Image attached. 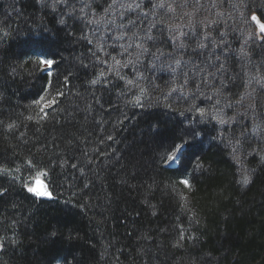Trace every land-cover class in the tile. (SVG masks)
<instances>
[{
    "label": "snow or ice",
    "instance_id": "snow-or-ice-1",
    "mask_svg": "<svg viewBox=\"0 0 264 264\" xmlns=\"http://www.w3.org/2000/svg\"><path fill=\"white\" fill-rule=\"evenodd\" d=\"M19 3L13 0L11 11L0 16V75L22 79L25 66L32 64L29 76L43 71L50 78L64 59L63 44L84 51L74 56L62 82L57 77L55 85L51 79L44 83L26 110L34 114L5 115L8 100L0 91V223H9L13 235L18 225L31 223L32 208L38 212L45 202L63 203L69 212L107 211L117 191L135 193L142 210L155 216L153 193L161 188L157 170L173 164L183 169L191 179L178 184L191 193L195 174L212 171L199 151L205 140L226 155L241 190L264 173V0H31L39 16H28ZM49 16L55 29L45 23ZM74 79L80 80L79 88ZM237 81L244 82L242 94L232 91ZM61 83L83 99L82 107L56 109L66 99ZM53 89L54 96L44 95ZM20 116L27 123L18 122ZM144 119L148 122L137 135L139 125L133 122ZM129 130L134 138L123 150L114 148L124 143L117 134ZM250 155L259 158V168L246 167ZM22 170H35L34 180L24 181ZM65 185L75 203L53 194L62 197ZM164 190L181 214L191 211L189 197L175 185ZM187 220L195 227L198 216ZM126 235L136 241L133 251L141 256L152 247L159 251L163 243L153 241L146 248L153 240L150 231ZM79 239L78 232L52 223L43 243L69 245L54 264H85L74 251ZM187 239L198 237L181 224L166 246L181 248ZM18 244V238L0 236V264H7L3 257Z\"/></svg>",
    "mask_w": 264,
    "mask_h": 264
},
{
    "label": "trees",
    "instance_id": "trees-1",
    "mask_svg": "<svg viewBox=\"0 0 264 264\" xmlns=\"http://www.w3.org/2000/svg\"><path fill=\"white\" fill-rule=\"evenodd\" d=\"M12 3L13 0H0V16L5 10L11 11ZM16 6H23L28 16L40 15L35 13L31 0H20ZM45 23L49 28L57 27L52 16H49ZM228 23L231 24L232 21L229 20ZM223 29L224 26L221 25V30ZM62 46L65 49L62 53L64 59L59 67L53 70L50 78L43 71L29 76L32 64L25 66L22 79L17 77L13 81L6 75H0V91L4 92L8 100L4 109L5 115L34 114L26 110L28 106L34 104L38 94L42 93L44 83L51 79L55 85L57 77L61 82L63 81V75L70 68L74 56L79 55L84 48L76 47L74 52L70 46L66 44ZM17 47L14 46L13 50L15 51ZM37 47L39 49L45 45ZM238 47L239 41L234 40L233 48ZM235 67L237 71H240L239 64ZM73 83L76 88L80 87V80L74 79ZM243 83V81H237V86L232 89L233 93L242 94L245 90L242 87ZM253 87L257 86L253 85ZM61 90L65 92L66 99L62 103L58 101L57 110L70 109L77 104L83 106V99L71 95L69 89L63 87L62 83ZM247 90L251 91V87ZM44 95L54 96L55 90ZM168 102L164 101V103ZM171 102L182 106V102L175 100ZM56 114H59L58 111ZM20 121L27 123L24 116L19 117L18 122ZM147 122L146 119L133 122L139 125L136 128L137 135ZM131 127L132 125H129L130 129ZM207 127L210 136L212 125L209 124ZM21 130L26 131L29 136L32 135L27 128ZM117 138L124 143L114 144L113 147L123 150L134 138V133L131 130L118 133ZM213 143L205 140L199 150L206 161L205 167L211 165L212 171L195 174L191 193L178 184L182 178L191 179L183 172V169L177 171V166L167 170H157L156 178L161 188L153 193L152 204L157 206L155 216L150 210H142L140 197L135 193L129 195L124 192L121 196L117 191V196L107 211L103 207H93L83 211L74 208L69 212L63 203L45 202V207L38 212L32 208L34 218L31 223L18 225L15 235L9 223H0V236L7 235L9 238L19 240L15 248L9 247L3 259L7 261V264H49V261L54 264L55 258L62 257L69 251V245L63 240H57L56 243H43L47 229L52 223H56L62 226L65 232L72 229L79 233L80 239L75 242L74 251L84 258L85 264H264V173H261L259 179L249 188L241 190L239 185L233 183L235 168L232 167L226 155H222L220 150L213 146ZM21 155H23V149H21ZM258 159L253 155L248 156L246 167L259 168ZM34 172L35 170L30 174L22 170L23 180H34ZM45 178L48 181L51 180L50 176ZM59 183H64L62 178ZM169 185H175L177 192L189 197L188 207L191 211L186 215L180 213L176 202L165 192L164 189ZM72 191L65 185V188L60 189L62 197L57 192L54 193L58 199H72L75 203V197L71 196ZM91 202L95 203L94 200ZM25 207L31 208V205L25 202ZM130 212L133 213L132 216L128 215ZM135 212H140V215L135 216ZM194 214L198 216V223L192 227L187 217ZM122 217H127V222L122 223ZM181 224L190 231L191 235L197 236L198 240L187 239L181 248L166 246L167 240L175 236V230ZM164 229L166 231H161ZM128 231H132L134 235L137 232L150 231L153 240L146 242L145 247H151L153 241L163 242L161 249L158 251L152 247L148 255H138L133 251L136 241L126 235ZM109 242L112 244L110 245Z\"/></svg>",
    "mask_w": 264,
    "mask_h": 264
},
{
    "label": "rangeland",
    "instance_id": "rangeland-1",
    "mask_svg": "<svg viewBox=\"0 0 264 264\" xmlns=\"http://www.w3.org/2000/svg\"><path fill=\"white\" fill-rule=\"evenodd\" d=\"M177 165L173 164L171 167H176Z\"/></svg>",
    "mask_w": 264,
    "mask_h": 264
},
{
    "label": "water",
    "instance_id": "water-1",
    "mask_svg": "<svg viewBox=\"0 0 264 264\" xmlns=\"http://www.w3.org/2000/svg\"><path fill=\"white\" fill-rule=\"evenodd\" d=\"M42 182H46L43 178H41Z\"/></svg>",
    "mask_w": 264,
    "mask_h": 264
}]
</instances>
